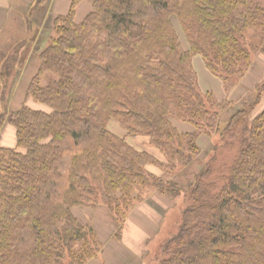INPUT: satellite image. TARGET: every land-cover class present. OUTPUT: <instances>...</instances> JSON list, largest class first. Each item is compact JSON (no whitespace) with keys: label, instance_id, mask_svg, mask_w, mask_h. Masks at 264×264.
<instances>
[{"label":"trees","instance_id":"1","mask_svg":"<svg viewBox=\"0 0 264 264\" xmlns=\"http://www.w3.org/2000/svg\"><path fill=\"white\" fill-rule=\"evenodd\" d=\"M86 1L92 9L77 22ZM48 2L19 10L30 36L0 64L17 65ZM51 21L26 95L50 111L25 102L0 112V128L13 125L17 138L0 146V264H88L106 245L77 208L106 206L122 224L152 190L180 210L155 264H264V80L238 105L204 92L194 66L200 56L226 93L236 90L264 54V0H72ZM47 73L57 78L44 86ZM139 135L164 160L133 146ZM203 135L211 147L188 187L177 177L200 157Z\"/></svg>","mask_w":264,"mask_h":264},{"label":"rangeland","instance_id":"2","mask_svg":"<svg viewBox=\"0 0 264 264\" xmlns=\"http://www.w3.org/2000/svg\"><path fill=\"white\" fill-rule=\"evenodd\" d=\"M55 1L56 0H51V3L48 2L49 5L48 3H46V5H44V7L41 8L43 9V12L41 11L39 14V18L41 19V27H40L41 32H38L39 34L38 33L36 34L34 41H31L33 35L28 38V40L31 42L27 43L28 41L27 40L25 41L27 43L26 44L27 48L21 51L22 52L21 59L18 60L17 65L16 66L13 65L10 68V66L6 65V63L4 64L2 62V64H0L1 66L0 71L5 75V77L2 78L3 81H0V112L4 111L5 109L4 107H6L8 111L17 110L25 102L29 107L33 109H43L46 111H50V108L47 105L37 103L33 99L27 100L26 95H27L28 86L32 78L37 74L39 70V66H40L39 53L45 44V43L41 44V39L42 37H44L43 30L44 27L46 30V27H48L49 24H51L52 22L51 17L54 14H56L55 13L56 11L54 9V5L56 4ZM66 1H68V4L69 1L70 4L72 2V0H66ZM36 3L37 0H34L33 4L36 5ZM84 5L87 6L86 9H84L83 7L77 8V13H76L77 22L82 21L84 17L89 13V11L92 9L91 3L86 1L83 2V5L81 6ZM27 8L28 5H26L22 9V11H26ZM69 9H70V5L66 8L64 13H67L66 11H68ZM22 11H19V9L17 8L12 9L11 14H9L7 20L5 21L4 24L5 26H3L2 29L0 30V58L2 56L3 58L4 56H8L11 49H14L13 46L19 44L17 42L20 41V38L24 37L26 34V32L23 31V29H20L18 27V23L23 22L25 24L24 19L21 18L23 15ZM37 11L39 12V10ZM39 18H34V19L40 20ZM37 20L35 21L37 22ZM20 25L22 26V24ZM175 26L181 36L182 41H184V44L186 46V42L183 38L184 34L177 20H175ZM35 30L36 28L34 29V31ZM29 33L30 32L26 34L27 37L30 36ZM7 49L9 50L6 51ZM4 51H6L7 53ZM12 52L13 51H11V53ZM15 63L16 62H14V64ZM194 66L197 70V73L199 74L200 86L204 92L214 91L219 100L233 101L234 103H238V105H241V103L244 102L245 100L251 99L250 97L254 94L253 91L254 85L264 80V54H259L257 56L254 66L244 77L243 81L236 88V90L230 93H226L221 80L215 77L206 68L200 56L194 58ZM20 69L21 71H19ZM9 73L10 75H8ZM15 76L17 77L15 78ZM56 78L57 75L55 73H47L42 78L41 84L44 86L50 85L55 82ZM2 82L5 85V89H6L5 92L2 91L3 89ZM262 98L263 100H262V104L259 106V110L264 107V95ZM175 124L181 131L193 130V127H191L186 123L175 122ZM109 128L111 131L121 136L124 135V133L126 132L125 128L122 127L120 123L116 120H112L110 122ZM8 129L14 131L15 142H14V146H10V147H15L17 145V138H16V130L13 125L9 123L7 124L5 123V127L0 128V134H2L3 131L5 132V130ZM129 140L131 144L136 148H138L139 150L140 149L146 150L151 154L155 155L156 157H159L160 159L164 160V156L150 144L148 136L139 135L138 137L135 138L129 137ZM199 145L203 149V152L201 153L200 157L197 160H195L194 163H192L188 171H186V174L177 177V179H179V182H185L184 185L188 187L194 181V174L199 172L204 167L205 157L209 151V148L211 147L209 146L210 145L209 139H207V137L204 135L201 136V138L199 139ZM0 146H2L1 141H0ZM224 152H225L224 154L220 155L219 161L221 162V164L222 162L229 161L230 159L229 150H224ZM148 167L151 171H154V173L158 175L161 174V170L158 167L154 165H149ZM175 203L176 202L169 195L161 193L157 190H152L151 192H149V195L144 198V200H142L136 205V208H134V210L132 209L131 213L122 223L124 227L122 236H124L125 234L128 218L129 217L133 218V214L135 210H138L139 208H141L143 214L140 215L142 212L139 211L136 214V216L138 217L136 221L141 224V227H143L141 228V230L145 229L146 226L152 228L149 229L148 235L142 238L143 241L141 243V246L137 244V242H135L134 239H131L128 242H126L127 246H123L120 248V251H122L123 248L126 251L125 253H121V254L122 255L124 254L123 255L125 258L124 261L127 264H138L140 261L142 262L144 261V264L156 263L155 257L156 254H159V250L162 243L166 238H168L171 235V233H176L179 227L178 223L180 220L179 219L180 210L176 207L172 208L173 210H170ZM76 213L83 222L90 223L95 227L97 233L99 232L98 235L105 242L106 247L107 245L111 244V238H115L114 236L115 234H117L120 226L119 224L121 223H118V221H116V218L113 216L112 212H110V210L106 206L101 205L95 208L78 207ZM134 231L135 230L131 227V233H133L136 236V238H140L139 234H136ZM113 247H114L113 252L115 253L117 250L115 246ZM108 250H111V248H108L106 252L103 253L107 255ZM113 252H111L110 254L113 255L114 254ZM116 263L119 264V262Z\"/></svg>","mask_w":264,"mask_h":264},{"label":"crops","instance_id":"3","mask_svg":"<svg viewBox=\"0 0 264 264\" xmlns=\"http://www.w3.org/2000/svg\"><path fill=\"white\" fill-rule=\"evenodd\" d=\"M56 4L54 5V9H55V13L56 14H65L64 11L66 10V8L71 5L70 1L68 4V1L66 0H56L55 1ZM34 0H0V30L2 29L3 26H5V21L7 20L9 14H11V10L14 8H17L19 10L23 9L26 5H31L33 7ZM33 4V5H32ZM83 5V2H81L79 4V8L83 7L84 9H86V5ZM16 6V7H15ZM10 11V12H9ZM67 12V11H66ZM261 77V76H260ZM263 78V76H262ZM0 141L2 146L5 147H10V146H14V142H15V136H14V131L13 130H5V132L3 131L2 134H0ZM141 211V208H139L138 210H135L134 214H133V218L129 217L127 220V227L125 229V234L124 236H122V240L120 242L116 241L115 239L111 238V244L107 245L106 249L104 252H106V250L108 248H111V250L107 251V255L105 253L102 254V256L100 258H95L93 260H91L88 264H117L116 262H119V264H124V254L122 255L121 253H125V249L123 248L122 251H120V248L123 246H127L126 242H128L131 239H134L135 242H137V244H139L141 246L142 243V238H144V236L148 235V231L149 229H151L152 227H148L146 226L145 229L141 230V224L139 222L136 221V219L138 218L136 216V214ZM142 212V211H141ZM143 212L140 214L142 215ZM138 215V216H140ZM135 217V218H134ZM131 227L135 230L134 232L136 234H139L140 238H136V236L131 233ZM148 228V229H147ZM99 233V232H98ZM131 233V234H130ZM112 237V235H111ZM147 245V243H146ZM116 248V252L114 253V247ZM129 249V248H128ZM140 251V249H139ZM111 252H113L114 254H110ZM138 263V262H135ZM125 264H127L125 262Z\"/></svg>","mask_w":264,"mask_h":264}]
</instances>
